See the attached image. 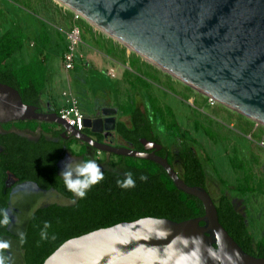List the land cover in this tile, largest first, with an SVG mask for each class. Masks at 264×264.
Masks as SVG:
<instances>
[{
  "label": "water",
  "instance_id": "1",
  "mask_svg": "<svg viewBox=\"0 0 264 264\" xmlns=\"http://www.w3.org/2000/svg\"><path fill=\"white\" fill-rule=\"evenodd\" d=\"M61 1L178 81L264 126V0ZM17 120L52 122L61 139L74 138L98 152L145 158L203 208L201 215L181 221L145 215L81 233L56 246L41 264H264V257L243 252L219 225L204 187L186 185L166 157L155 153L160 143L139 137L142 149H132L96 141L0 83V124ZM82 124L103 136L113 129L114 118L84 116Z\"/></svg>",
  "mask_w": 264,
  "mask_h": 264
},
{
  "label": "trees",
  "instance_id": "2",
  "mask_svg": "<svg viewBox=\"0 0 264 264\" xmlns=\"http://www.w3.org/2000/svg\"><path fill=\"white\" fill-rule=\"evenodd\" d=\"M25 37L17 24H11L0 34V83L14 87L23 102L34 105L40 110V94L45 86L47 61L51 55L48 49L50 47L55 53L57 46L54 43L51 48L46 32L38 31L31 38L32 44L29 46L31 52L28 54L30 56L27 61H23L17 52L24 41L25 43L28 41ZM63 45L59 49V54ZM155 104L147 103V108L145 105L140 108L131 102L127 109L121 108L120 112L128 116L129 126L121 121H114L115 135L128 147L142 149L140 142L137 141L139 137L160 143L156 137L155 125L171 132L169 133L171 143L180 156V170L174 169L170 151L164 145L155 153L166 157L167 163L186 185H200L204 187L208 196V183L215 185L218 189L217 195L215 198L210 196L209 198L215 207L219 225L226 229L243 252L250 256L264 257V239L262 237L254 239L251 236L246 227L243 209L239 212L235 205V200L241 202L243 194L251 189L249 175L245 174L243 183L237 185H231L221 179L212 166L211 159L199 154L198 142L188 137L186 132L178 131L171 110L166 106L160 107ZM151 105H154L152 109ZM147 109L151 112L150 116ZM16 124L27 126L31 130L38 126L44 133L43 136H39L37 144L26 142L16 135H12L14 139L7 144L8 140L5 137L11 135H0V144L4 148L0 152V209H6L8 204V188L3 184L4 170L17 175L18 180L34 182L43 189L53 188L57 194L70 201L67 205L51 202L35 208L24 222L21 231L27 237V242L23 245L19 243V234H13L6 227L0 226V239L5 236L18 241L22 251L20 252L22 264H41L46 254L66 239L115 222L132 221L145 215L181 221L203 213L201 202L194 196L177 190L165 171L153 162L145 158L116 156V154H113L116 159L112 160L111 153L103 158L100 166L104 179L88 191L86 198H76L65 188L56 167V163L64 153L72 154L69 148L70 141L62 140L58 135L60 129L52 128L44 121L38 123L17 120ZM83 130L87 135L99 140L97 133H92L84 127ZM202 130L206 137L212 136L208 128L202 126ZM47 132H50V136L54 139L46 138L44 134ZM31 147L37 152L34 153ZM78 154L82 161L87 160L82 151ZM228 159L230 166L243 170L241 161L234 155H230ZM127 172L133 174L136 186L124 190L117 186V180L124 179ZM141 175L147 176V180H140ZM45 221L51 223L48 229L49 238L41 240L40 231Z\"/></svg>",
  "mask_w": 264,
  "mask_h": 264
},
{
  "label": "rangeland",
  "instance_id": "3",
  "mask_svg": "<svg viewBox=\"0 0 264 264\" xmlns=\"http://www.w3.org/2000/svg\"><path fill=\"white\" fill-rule=\"evenodd\" d=\"M11 24L19 25L26 36L25 40L28 39L23 51L19 53L22 57L29 58L31 38L38 31L42 30L50 35L51 41H54L57 48L60 49L64 44L63 33L67 32L72 24H75L80 32L78 45H80L81 39L85 37V42L88 46L95 49L96 55L99 56L102 48L98 49L97 40L101 37L105 45L107 44L106 41H109L120 54L125 53L129 58L137 59L140 64L138 70L133 68L130 63L127 64L126 62L123 64L124 70H126L123 75L124 80L129 77L130 73H135L136 75L135 80L133 79L131 82L132 87L129 86L128 82H123L126 85L125 92L127 94L131 93L130 99H136L138 105L142 102L145 108H147V103H156L155 105L160 107H168L174 116L178 131L180 133L186 132L188 137H192L198 142L200 147L199 154L211 159L212 166L216 169L221 179L231 185H237L243 183L245 174L249 175L251 191L249 190L243 194L241 202L235 200V205L239 212L243 209L246 216V227L251 236L254 239L259 237L264 239L263 124L253 119H248L221 103L219 104L200 91L178 81L168 72L145 61L143 57L135 52L129 49L126 50L115 39L95 28L88 21L76 15L71 9L66 8L55 0H0V34L8 29ZM55 66L57 67V65H49L50 69H56ZM48 72L49 70H47ZM70 77L71 88L77 98L76 107L86 112V114L92 113L105 100H114L112 93L114 94L115 92L112 91L115 83L113 79L103 75V71L87 66L79 75H70ZM110 92L111 94H109ZM148 93L151 95H148ZM151 96L153 99H150L152 98ZM148 97L150 98L148 99ZM115 102L116 104L118 103L117 98H115ZM128 104L123 101L118 105L122 109H127ZM153 106L151 105V109ZM148 115H151L150 111H148ZM46 125L57 127L52 122H46ZM202 126L212 132L210 138L204 135ZM155 127L157 139L161 145H164L170 151L174 169L179 171L180 156L175 146L171 143L169 134L171 132L159 125H155ZM110 140H115L113 144L116 146L123 144L122 141L116 140L114 136H111ZM101 153L103 154L104 152L96 153L97 157H88L87 159H94L101 166L104 158ZM230 155H234L241 161L243 170L235 169L229 165L228 157ZM110 158L115 160L116 156L111 153ZM70 161L78 163L82 159L79 154L67 153L57 163L59 174L65 164ZM207 191L210 197L215 198L218 189L212 183H208ZM56 193L53 190L40 191L33 185L27 184V182L15 184L7 199V210L11 217V223L6 229L13 234H19L23 229L24 222H26L35 208L51 202L59 205L70 204L68 199ZM1 239L9 241L11 244L10 249L5 250V255L11 257V264H22L20 257V252L22 251L18 241L5 236L1 237Z\"/></svg>",
  "mask_w": 264,
  "mask_h": 264
},
{
  "label": "crops",
  "instance_id": "4",
  "mask_svg": "<svg viewBox=\"0 0 264 264\" xmlns=\"http://www.w3.org/2000/svg\"><path fill=\"white\" fill-rule=\"evenodd\" d=\"M47 36L49 38L50 35L47 34ZM97 42L99 44L98 49L102 48V52H100L101 54L99 56L96 55L97 54L95 53L96 50L91 48V46H88V44L85 42V37L81 39L80 45L76 47V55L74 57V62H73V66L71 70L63 69L62 64H61L59 49L57 48L56 52L54 53L49 47L48 50H50L51 52L50 53L51 55L49 56V59L47 61L49 72L46 74V78L44 81L45 86L42 90V93L40 94L39 108L41 111L46 110V109L55 110L63 106L64 104H66L68 100L72 97L75 99L76 104H77V98L74 94L73 89L71 88L70 75H79L80 72L84 71L87 68V66H91L97 70L103 71V75H105L107 78L113 79V82L115 83V84L113 83L115 86L112 91V92H115L114 94L112 93L114 100L113 101L105 100V102L100 104V106H98L96 109L92 111V113H89V114H86V112L79 110V108L77 107L76 108L78 109L79 112L82 113L83 116L90 117V118H97V117L102 118L105 115H109L114 118V121H121L124 125L129 126L128 116L120 112L122 107H120L118 104L123 101L127 103L133 102L136 106L140 108L143 107V104L141 102L138 105L136 102V99H132V98L130 99L129 96H132V94L131 93L127 94L125 92L126 85L123 82L125 81L128 82L129 86L132 87L131 82L133 79L135 80L136 75L135 73L133 74L130 73L128 75L130 78L128 77L126 80H124L123 75L126 73L125 72L126 70H124L123 64H125L126 62L127 64L130 63L131 65H133V68L137 70L140 68V64L137 61V59L133 57L129 58L128 55H126L125 53L120 54V52H117L115 47L111 43H109V41H106L107 44L105 45L104 40L100 37L98 38ZM49 43L51 44L50 45L51 48H53L52 46L55 42L51 41V39L49 38ZM25 45L26 44L24 41L23 45H21V48L17 52V55H19L23 61H27L28 58L24 56L22 57L19 53L23 51ZM122 46L126 50L128 49L123 44ZM49 65H52V66L57 65V67L55 66L56 69H50ZM109 94H111V92ZM148 95H151V94L148 93ZM115 98H117V102H118L117 104L115 102ZM101 112H104V113L100 115ZM5 125H10L9 127H14V126H18L21 128L27 127V126H21V125L16 124V121L8 122ZM102 134H103V131L101 132V135ZM111 136H114L116 140L118 139L121 141V139H119V137L115 135L114 129L109 130V132L103 135L102 137H103V140L108 141L113 144V141L115 140L111 141L110 140ZM122 142H123L122 145L127 146V144H125L124 141ZM69 148L72 151L73 155L78 154L80 151H82L86 159L88 157H93V158L97 157L96 150L90 147H87L86 144L81 143L75 139H73L70 142ZM102 155H104V157H107L108 153L104 152Z\"/></svg>",
  "mask_w": 264,
  "mask_h": 264
},
{
  "label": "clouds",
  "instance_id": "5",
  "mask_svg": "<svg viewBox=\"0 0 264 264\" xmlns=\"http://www.w3.org/2000/svg\"><path fill=\"white\" fill-rule=\"evenodd\" d=\"M59 176L62 177L65 188L79 199L86 198L88 191L104 179V173L94 159H87L78 163H73V161L67 162ZM140 180L146 181L147 176L141 175ZM117 186L124 190L134 188L136 180L133 178V174L131 172L125 173L124 179L117 180ZM10 223L11 217L9 211L7 209H0V226L7 227ZM50 227L51 223L45 221L40 231L41 240L49 238L48 229ZM26 242V234L23 232L19 233V243L23 245ZM10 247L9 241L0 239V264H11V257L5 255V250L10 249Z\"/></svg>",
  "mask_w": 264,
  "mask_h": 264
},
{
  "label": "built area",
  "instance_id": "6",
  "mask_svg": "<svg viewBox=\"0 0 264 264\" xmlns=\"http://www.w3.org/2000/svg\"><path fill=\"white\" fill-rule=\"evenodd\" d=\"M64 45L60 53V59L63 69L71 70L74 62V57L76 55V47L80 41V32L75 24L69 27L68 31L63 33ZM76 101L72 97L68 100L66 104L55 109V113L68 122L70 125H74L76 129H82V119L83 115L76 108ZM99 153L98 151H96Z\"/></svg>",
  "mask_w": 264,
  "mask_h": 264
},
{
  "label": "flooded vegetation",
  "instance_id": "7",
  "mask_svg": "<svg viewBox=\"0 0 264 264\" xmlns=\"http://www.w3.org/2000/svg\"><path fill=\"white\" fill-rule=\"evenodd\" d=\"M46 110H53V109H46ZM54 111V110H53ZM5 124H7V123H4V124H0V135H11V136H6L5 138H6V140H8V143L7 144H10V142L14 139L13 137H12V135H16V136H20V137H22L23 138V140H25L26 142H30V143H33V144H37L38 143V139H39V136H43V133L44 132H42L41 130H40V128H35V129H33V130H31V129H29V128H27V127H25V128H21V127H18V126H14V127H9V126H4ZM55 124V123H54ZM57 125V124H56ZM49 126V125H48ZM50 127H52V128H56V129H60L58 126V128L57 127H54V126H50ZM84 128H86V127H84ZM88 131H90L88 128H86ZM81 130H83V128L81 129ZM61 131V130H60ZM84 131V130H83ZM85 133H86V131H84ZM92 133H94V132H92ZM45 135V137L46 138H50L51 136H50V132H47L46 134H44ZM87 135V134H86ZM97 135L99 136V140H96L93 136H89V135H87V136H89L90 138H92V139H94V140H96V141H103V137H102V135H101V133H97ZM52 138V137H51ZM52 139H54V138H52ZM74 139V138H73ZM72 138H66V139H62V140H69L70 142L73 140ZM76 140V139H75ZM77 141H79V140H77ZM105 141V140H104ZM79 142H81V141H79ZM81 143H84V142H81ZM85 144V143H84ZM32 145V144H31ZM86 146H87V144H86ZM87 147H89V146H87ZM33 150H34V148L33 147H31ZM4 150V148H3V146L0 144V152H2ZM35 151V150H34ZM37 152V150L34 152V153H36ZM67 153L68 152H66V153H64V156L65 155H67ZM68 154H70V153H68ZM63 156V157H64ZM62 157V158H63ZM61 158V159H62ZM60 159V160H61ZM59 160V161H60ZM59 161L57 162V163H59ZM57 163H56V167H57ZM6 172L7 173H10L9 171H7V170H4V173H5V176H4V179H3V184H4V186L6 187V188H8V193H7V198H8V195H9V193L11 192V189L15 186V184H17V183H21V182H27V184H31V185H33V187H35L36 189H38V190H40V191H45V190H53V191H55V192H57L56 190H54L53 188H45V189H43V188H41V187H39L36 183H34V182H31V181H27V180H18V177H17V175H14L13 173H10L12 176H13V178H9V177H7V174H6ZM57 172H58V170H57ZM59 173V172H58ZM60 175V174H59ZM57 194V193H56ZM59 195V194H58ZM44 206V205H43ZM7 209V208H6Z\"/></svg>",
  "mask_w": 264,
  "mask_h": 264
},
{
  "label": "bare ground",
  "instance_id": "8",
  "mask_svg": "<svg viewBox=\"0 0 264 264\" xmlns=\"http://www.w3.org/2000/svg\"><path fill=\"white\" fill-rule=\"evenodd\" d=\"M55 1H57V2L60 3L61 5L65 6L66 8L71 9L76 15L82 17L80 13L74 11L71 7L69 8V6L66 5L65 3H63L61 0H55ZM83 19L86 20V21H88L85 17H83ZM88 22H89V24H92L95 28L101 30V31L104 32L105 34L109 35L110 37L114 38L115 40H117L118 42H120L121 44H123V45H124L125 47H127L129 50H132V49H133V50L135 51V53H136V52L139 53V51H137L136 49H134V48L131 47V46H128V44L122 42L121 40L117 39L113 34H111L110 32H108L107 30L103 29L101 26H99V25H97V24H95V23H92V22H90V21H88ZM140 56L143 57L147 62H151V63H152L154 66H156L157 68L162 69L163 71H165V68H163L162 66H158L157 64H155V63L152 62L149 58L145 57V55L142 54L141 52H140ZM172 77H173V76H172ZM256 121H257L258 123L263 124L260 120H256Z\"/></svg>",
  "mask_w": 264,
  "mask_h": 264
}]
</instances>
